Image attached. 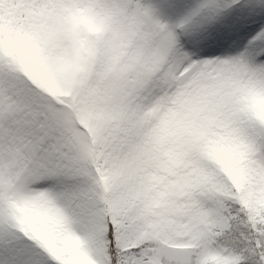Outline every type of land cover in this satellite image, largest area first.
Listing matches in <instances>:
<instances>
[{
	"label": "snow or ice",
	"instance_id": "1",
	"mask_svg": "<svg viewBox=\"0 0 264 264\" xmlns=\"http://www.w3.org/2000/svg\"><path fill=\"white\" fill-rule=\"evenodd\" d=\"M0 264H264V0H0Z\"/></svg>",
	"mask_w": 264,
	"mask_h": 264
}]
</instances>
